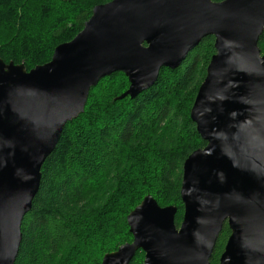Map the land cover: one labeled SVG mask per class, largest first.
<instances>
[{
  "label": "water",
  "instance_id": "obj_1",
  "mask_svg": "<svg viewBox=\"0 0 264 264\" xmlns=\"http://www.w3.org/2000/svg\"><path fill=\"white\" fill-rule=\"evenodd\" d=\"M263 34L264 0H112L49 63L27 72L0 59V264H15L42 168L91 90L123 73L119 100H133L208 36L216 54L190 113L207 145L183 166V222L146 196L127 217L132 243L101 264H132L138 251L143 264H210L225 223L219 264H264Z\"/></svg>",
  "mask_w": 264,
  "mask_h": 264
},
{
  "label": "trees",
  "instance_id": "obj_2",
  "mask_svg": "<svg viewBox=\"0 0 264 264\" xmlns=\"http://www.w3.org/2000/svg\"><path fill=\"white\" fill-rule=\"evenodd\" d=\"M76 1L0 0V59L24 64L28 72L49 63L58 46L84 29L93 9L112 0L73 12ZM214 44L213 36L204 38L178 70L163 69L157 83L133 100L118 99L129 88L125 79L120 96L102 103L105 112L93 101L106 98L94 93L99 84L91 90L84 113L66 126L42 168L15 264H101L133 241L127 217L148 195L161 207H175V224L181 226L183 166L207 145L190 113L216 54ZM259 48L264 56V34ZM69 132L75 139L67 138ZM77 155L83 164H75ZM230 236L225 223L210 264H219ZM144 256L138 251L132 264H143Z\"/></svg>",
  "mask_w": 264,
  "mask_h": 264
},
{
  "label": "rangeland",
  "instance_id": "obj_3",
  "mask_svg": "<svg viewBox=\"0 0 264 264\" xmlns=\"http://www.w3.org/2000/svg\"><path fill=\"white\" fill-rule=\"evenodd\" d=\"M95 2V0H78V1H76V2H74V4H72V6H71V8L72 9H74L73 10V12H75L76 10H79V9H81L82 7H86V6H89L88 5V3H94ZM111 2V1H110ZM109 3V2H108ZM106 4V3H105ZM65 44V43H64ZM43 47H44V45H43ZM42 47V48H43ZM43 49H45V48H43ZM264 57V56H263ZM9 63H13V64H15V62H9ZM16 65V64H15ZM20 65H23L24 66V64H20ZM42 66V65H41ZM25 67V66H24ZM27 67H25V69H26ZM27 71V70H26ZM28 72V71H27ZM121 74H123V73H121ZM128 80V82H129V79L126 77V75L125 74H123V75H120V76H114V77H112V78H109L108 77V79H102L100 82H99V86H98V88L94 91V93L97 91V92H99L100 93V91L103 93V96L104 97H106V98H104L105 100H103V101H98L97 102V99H94L93 101L95 102V104L96 105H98L97 107L101 110V112H105V110L103 111V109H105V106L102 104L103 102H111V101H113L114 100V96H116V95H118V96H120V92L122 91V87L124 86V84H125V81L126 80ZM129 88H130V82H129ZM129 88H127V90H126V92L129 90ZM126 92H124L123 94H125ZM96 94V93H95ZM122 94V95H123ZM121 95V96H122ZM120 96V97H121ZM94 98H96L95 96H94ZM118 99H119V97H118ZM97 115V114H96ZM103 121H105L106 119L105 118H101ZM75 137V135H73V134H70V132H69V134H67V138L69 139H75L74 138ZM76 147H78V149L79 148H81L80 147V145L79 144H76ZM90 152L92 153L93 152V150H92V148L90 147ZM89 155H92V154H89ZM95 153H94V155H93V157L91 158L93 161H95ZM77 158L79 159H77L76 161H75V164L76 163H81V164H83V158L82 157H78V155H77ZM87 159V158H86ZM86 159H85V161H86ZM161 207V206H160ZM166 207H169V206H166ZM166 207H162V208H166ZM132 243V242H131ZM114 253V252H113ZM108 254H110V253H108ZM145 255V254H144ZM144 260H145V256H144ZM144 263V262H143Z\"/></svg>",
  "mask_w": 264,
  "mask_h": 264
},
{
  "label": "bare ground",
  "instance_id": "obj_4",
  "mask_svg": "<svg viewBox=\"0 0 264 264\" xmlns=\"http://www.w3.org/2000/svg\"><path fill=\"white\" fill-rule=\"evenodd\" d=\"M106 4H107V3H106ZM103 5H104V4H103ZM96 7H98V6H96ZM96 7H95V8H96ZM95 8H94V9H95ZM94 9H93V11H94ZM127 223H128V221H127ZM128 226H129V225H128Z\"/></svg>",
  "mask_w": 264,
  "mask_h": 264
}]
</instances>
